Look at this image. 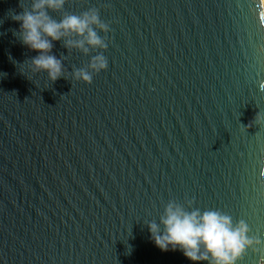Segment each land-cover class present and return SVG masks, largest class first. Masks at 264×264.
I'll return each mask as SVG.
<instances>
[{"label":"water","instance_id":"water-1","mask_svg":"<svg viewBox=\"0 0 264 264\" xmlns=\"http://www.w3.org/2000/svg\"><path fill=\"white\" fill-rule=\"evenodd\" d=\"M29 6L0 0V264H192L150 239L169 200L264 241V0H67L54 19L110 26L91 84L70 73L101 50L63 40L68 79L31 71L11 19Z\"/></svg>","mask_w":264,"mask_h":264},{"label":"clouds","instance_id":"clouds-1","mask_svg":"<svg viewBox=\"0 0 264 264\" xmlns=\"http://www.w3.org/2000/svg\"><path fill=\"white\" fill-rule=\"evenodd\" d=\"M67 0H30L28 8H22L11 19L19 24L13 31L19 42L37 53L30 61L31 71L46 73L51 82L68 79L69 73L61 59L52 54L53 42L64 41V47L77 49L84 55L101 50L91 56L86 67L74 68L71 79L91 84L93 74L105 71L108 61L102 54L107 49L106 38L98 32L108 33L110 26L100 19L97 8H89L79 15L65 13L59 20L50 12H61ZM71 37V38H69ZM254 119L264 123V113L257 112ZM193 200L179 203L169 200L158 221L146 222L150 239L161 251H180L192 264H237L249 248L264 251V241L248 235V225L233 222L230 215L218 209L193 207ZM264 264V256L260 260Z\"/></svg>","mask_w":264,"mask_h":264}]
</instances>
